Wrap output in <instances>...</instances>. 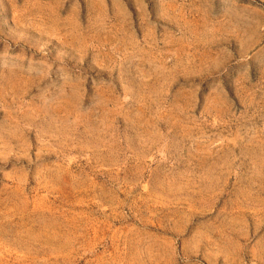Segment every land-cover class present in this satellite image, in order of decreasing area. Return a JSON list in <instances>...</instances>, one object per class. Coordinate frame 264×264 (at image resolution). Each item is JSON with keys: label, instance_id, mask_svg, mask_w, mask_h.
I'll return each mask as SVG.
<instances>
[{"label": "rangeland", "instance_id": "rangeland-1", "mask_svg": "<svg viewBox=\"0 0 264 264\" xmlns=\"http://www.w3.org/2000/svg\"><path fill=\"white\" fill-rule=\"evenodd\" d=\"M0 264H264V0H0Z\"/></svg>", "mask_w": 264, "mask_h": 264}]
</instances>
